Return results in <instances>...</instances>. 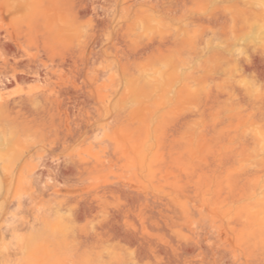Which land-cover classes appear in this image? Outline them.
Segmentation results:
<instances>
[{"label":"rangeland","instance_id":"374dc122","mask_svg":"<svg viewBox=\"0 0 264 264\" xmlns=\"http://www.w3.org/2000/svg\"><path fill=\"white\" fill-rule=\"evenodd\" d=\"M0 105V264H264V0H0Z\"/></svg>","mask_w":264,"mask_h":264},{"label":"bare ground","instance_id":"6f19581e","mask_svg":"<svg viewBox=\"0 0 264 264\" xmlns=\"http://www.w3.org/2000/svg\"><path fill=\"white\" fill-rule=\"evenodd\" d=\"M2 105H0V108H1ZM12 156V155H11ZM2 159V158H1ZM9 174V173H8ZM11 174V173H10ZM53 235V234H52ZM55 237V236H54Z\"/></svg>","mask_w":264,"mask_h":264}]
</instances>
